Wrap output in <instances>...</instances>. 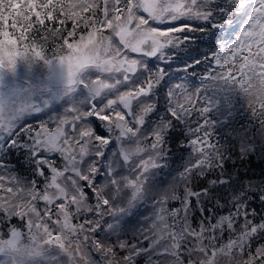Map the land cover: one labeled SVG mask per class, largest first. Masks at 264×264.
<instances>
[{"label": "snow or ice", "instance_id": "obj_1", "mask_svg": "<svg viewBox=\"0 0 264 264\" xmlns=\"http://www.w3.org/2000/svg\"><path fill=\"white\" fill-rule=\"evenodd\" d=\"M215 2L0 0V70L14 71L21 60L51 65L54 58L67 67V88L78 86L85 92L78 105L35 127L25 126L21 118L26 113L38 118L32 113L39 109L8 105L0 95V264H37V258L40 264H58L61 256H70L68 237L77 250L73 264H164L169 259L179 264L191 257L188 243L201 237L213 248L222 247L223 258L238 255L241 264H264V244L252 247L253 239L264 234V215L250 207L254 195L264 204V184H241L225 169L232 156L207 131V89L193 95L186 86L196 76L190 70L202 63L207 67L201 83L223 78L243 85L244 69L252 67L259 69L256 92L264 95V63L236 66L249 54H264V33L255 53L251 44L225 41L220 33L233 20L224 7L210 6ZM250 2L264 6V0ZM208 29H214L212 46L198 59L188 49L194 34ZM177 62L183 66L170 71ZM59 77L65 79V73ZM229 111L226 105L222 115L228 117ZM253 114L264 129V102ZM185 131L190 133L185 137L190 163L164 175L169 141H178ZM128 144L137 145L134 152L126 150ZM146 148L158 152L156 161L161 162L145 160L128 167ZM11 149L20 151L31 178L6 162ZM198 154L202 159H194ZM114 160L132 171L133 178L117 181L120 168ZM213 174L206 186L193 187ZM173 179L180 182L178 193L163 201L154 197L153 205L178 204L160 212L170 213V228L183 232L179 244H172L175 231L162 237L141 226L148 211L143 204L118 203L122 185L135 201L142 184L160 189ZM106 182L111 193L102 187ZM47 246L57 255L44 260Z\"/></svg>", "mask_w": 264, "mask_h": 264}, {"label": "trees", "instance_id": "obj_2", "mask_svg": "<svg viewBox=\"0 0 264 264\" xmlns=\"http://www.w3.org/2000/svg\"><path fill=\"white\" fill-rule=\"evenodd\" d=\"M241 1L242 0H216V2L214 4H210V6L213 9L217 7H224L229 13L231 19H233L238 14ZM205 27L207 28V25H205ZM213 32L214 29H208L204 33H195V39L193 40L190 49H188L190 54L196 56L198 59H202L199 54L208 52L209 48L212 46L210 41L213 39ZM223 33L224 30L220 33L222 38ZM48 55H51L50 51ZM260 56L264 55L249 54L246 57V61L237 60L236 66L240 67L242 63L257 62L256 60ZM184 59L186 62L191 63L187 56H185ZM261 63H264V61ZM182 66L183 65H181L179 62L174 63L170 71H175ZM206 67L207 66L202 63L199 67H195L194 69L190 70L194 71L196 76L194 79L186 81V86L188 87L189 92L193 95L197 89H207L203 93V96L207 97L210 101V103H208V107L210 108V116L207 117L209 121L207 131L213 134V143H216L218 139L220 144H226L232 156L231 159L226 160L225 169L233 175L235 181H239L241 184H264V129H262L260 123L258 122V118L253 114L256 105L258 103L264 102V95H258L256 92L258 78L256 77L255 73L259 71V69H253L249 67L245 68L244 71L246 73V77L243 85L240 82L226 80L223 78H217L213 79L212 81L201 83L200 76L206 74ZM181 74L183 75V73ZM84 95L85 94H83L81 97L82 100L84 99ZM218 104L220 107L217 106ZM226 105L230 106L228 117L222 115V110ZM249 105L252 107L249 108ZM199 106L201 105H197V107ZM39 122V119H32L30 121H26L24 124L25 126L32 125L35 127L39 124ZM179 131H183L182 126L176 128V132L179 133ZM189 135L190 133L185 131L184 136H181L178 141L175 139L169 141L170 151L167 158L169 168L164 170V175H167L168 171L171 169H175L177 172L182 171L184 164L190 163L188 160V151L186 150V148H189L190 150V146L185 143V137ZM128 147L135 150L137 145L128 144L126 145V149ZM242 152L243 155H241ZM158 154V152H153L146 148L144 153L132 159L131 165L128 167H134L137 164L143 163L145 160H149L150 162H161L156 161ZM194 159H202V157H200L198 154L196 157H194ZM5 160L9 165L13 166V170L16 173L21 176H28L31 178L26 165L27 162L24 161L19 150L11 149V151L8 152V156L5 158ZM113 163L114 166H119L117 165V160H114ZM119 168L120 175L116 177L117 181L124 179L125 175L133 178L134 173L127 170L125 165L120 164ZM143 171L147 172L148 168H144ZM210 178H215V174L205 178V180H196L193 184V187L200 188L206 186V180ZM142 179L143 176L141 177V180ZM102 187L105 189V191L111 193V187L109 183L108 187L106 183ZM221 187L227 190L228 185L222 184ZM179 188L180 182L175 179H173L168 186L162 187L160 189H154L150 184H143L142 190L138 193L135 201H133L131 193L128 191L125 185H122L120 190V195H122V198H118V203L120 202L121 205L132 203L133 206L137 204H143L148 209V211L145 213V216L141 218V226L146 230L160 234L162 237H167L168 232L175 231L176 238L172 241V244H179L184 242L183 232L180 231L179 227L176 229L170 228L171 221L168 219L170 213L164 211L163 214H161L160 212V209L177 207L178 204H160L158 207H154L153 205L154 197H159L161 201H163L165 198L171 199L173 195L178 193ZM253 201L254 202L251 203L250 207L255 208L258 213L264 215V204H261L258 196L254 195ZM208 207L211 208L212 205L209 204ZM213 211H215V209H213ZM195 216L196 218H199V213L197 212ZM12 223L16 226H19V221L13 220ZM187 223L190 226L192 221L189 220ZM4 230H6V228ZM70 239L66 242L67 247L71 246L72 244V242H69ZM227 239L228 234L225 233L223 242L226 243ZM163 242L164 241L162 240V243ZM260 244H264V234L258 235L253 239V249H255V247L259 246ZM188 248L192 251H195L196 249L203 250L210 255L221 247L213 248L211 244L206 243L204 238L201 237L199 241L189 242ZM70 250L73 251L68 264H73L72 257L77 255V250L74 246L73 248H70ZM241 260V257L235 255L234 258L228 260V264H241ZM182 261L183 264H189L197 261V258L191 254V257L187 261ZM170 262L171 260L169 259L166 260L164 264ZM75 264H84V262L81 260H76ZM194 264H198V262Z\"/></svg>", "mask_w": 264, "mask_h": 264}, {"label": "rangeland", "instance_id": "obj_3", "mask_svg": "<svg viewBox=\"0 0 264 264\" xmlns=\"http://www.w3.org/2000/svg\"><path fill=\"white\" fill-rule=\"evenodd\" d=\"M259 17H264V6L257 8L250 0L241 1L238 15L233 19L231 26H226L223 39L225 41H231L234 45L237 42L241 45L251 44L253 46V53H255V44L259 42L261 34L264 33V19H259ZM256 61L252 63L260 64L264 61V56H260ZM0 71H2V76H0V95L3 96V99L8 105L19 107L22 104H29L39 109L38 113H32L36 114L38 118L29 117L30 114L26 113L21 118L25 120L24 123L30 119L47 120L48 116L63 114L66 109L71 108L74 104L78 105L83 101L81 95L85 94L84 90L78 86L71 90L67 88V67L65 65L61 68L59 61L54 58H52L51 65L43 61H35L31 65H28L21 60L18 62L14 71L7 67ZM61 71L65 73V79L59 77ZM18 87L24 89V91L22 93L17 92L16 89ZM126 150L129 153L135 151L129 147ZM124 178L131 179L128 175H125ZM106 185L108 187L107 182ZM125 187L127 188V185ZM142 188L143 184L141 190ZM118 197L122 198V195L119 193ZM119 204L121 205L120 202ZM69 239V237L66 238L65 242ZM73 243L66 248L70 256H61L58 264L69 263L73 251L70 248H73ZM221 251L222 247L210 255L203 250H195L191 254L197 258V261L194 263L210 264L211 262V264H228L229 259L223 258ZM44 253V260L57 255L56 250L51 246L45 247ZM37 264H40V258H37ZM165 264H173V262L171 261ZM179 264H183V261H180Z\"/></svg>", "mask_w": 264, "mask_h": 264}]
</instances>
